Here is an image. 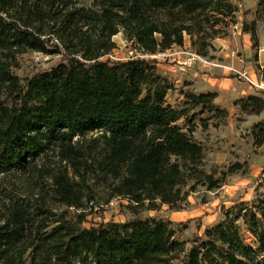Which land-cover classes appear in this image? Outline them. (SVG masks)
Returning <instances> with one entry per match:
<instances>
[{
    "label": "trees",
    "instance_id": "obj_1",
    "mask_svg": "<svg viewBox=\"0 0 264 264\" xmlns=\"http://www.w3.org/2000/svg\"><path fill=\"white\" fill-rule=\"evenodd\" d=\"M81 1L0 0V264H264V171L252 201L234 200L193 238H179L187 223L164 216L83 226L99 198L125 199L135 214L182 210L199 187L219 190L247 162L220 175L205 166L196 110L227 116L218 91L188 88L173 105L175 86L155 58L105 59L121 32L144 54L189 36L208 56L235 18L231 0ZM29 51L62 58L21 77L17 60ZM258 91L235 104L260 113ZM252 134L263 146L264 121Z\"/></svg>",
    "mask_w": 264,
    "mask_h": 264
},
{
    "label": "rangeland",
    "instance_id": "obj_2",
    "mask_svg": "<svg viewBox=\"0 0 264 264\" xmlns=\"http://www.w3.org/2000/svg\"><path fill=\"white\" fill-rule=\"evenodd\" d=\"M231 1L237 8L235 18L227 19L228 24L224 26L222 34L212 40V47L208 49L207 55L212 58L223 59V53L219 52L218 47L222 46L220 42H223L227 46L228 54H230L227 60H232L235 56L236 60L241 61V65L252 64L256 70L257 78L261 79L264 71L260 63L255 62L257 60L260 62L261 59L264 62V14L260 12L259 0ZM81 3L88 4L89 1L83 0ZM236 23L240 24L239 29L234 27ZM244 26H247L249 31L255 29L257 41L251 32L243 30ZM113 40L116 47L105 59L155 58L159 72H164L168 65L176 64L173 58L163 56L162 52L144 54L141 50L136 49L131 42L127 41L122 32L114 36ZM186 43L187 45L183 46H186L187 49L197 50L192 45L189 36H186ZM177 48L178 46L175 47V49ZM61 58V55H47L29 51L19 55L18 66L14 71L21 77H27L39 70L49 69L58 63ZM187 73L189 71L181 73L176 68L166 71L165 74L161 73L175 86V90L168 92V100L173 105L183 100L184 94L182 91L188 88L192 89V87H183L182 82H184V79L182 80V78ZM175 77L181 78L182 82L175 80ZM226 87L228 85L221 86V88ZM256 91L263 93L258 89ZM222 95L219 98L220 93L218 94L216 102L228 110V115L215 117L213 113L206 112L203 114L200 113V109H197L195 122L199 126L195 130V136L202 140L206 146L205 166L207 170H216L220 175L222 170L228 169L235 162H247L241 171L231 174L228 183L219 190L206 191L204 187H199L196 192L189 196L185 208L178 211L163 205L158 210H142L135 214L126 208L128 201L125 199L115 198L109 203H104L103 199L99 198L98 202H90L87 205L86 212L88 215L83 226L91 227L108 221L124 222L135 216H164L175 222L187 223V227H181L178 236L181 239H189L202 235L208 226L222 220L224 218V208L231 207L235 202L234 200L252 201L257 194L256 187L264 171V145L261 147L255 146L252 130L256 122L264 121V109L260 113L254 114L235 104V101L241 96L232 97L230 93H222ZM218 99H222L221 103L218 102ZM205 117L208 118L207 128L200 125L201 118ZM179 125L186 128L188 120H180ZM247 241L251 242L252 239Z\"/></svg>",
    "mask_w": 264,
    "mask_h": 264
},
{
    "label": "crops",
    "instance_id": "obj_3",
    "mask_svg": "<svg viewBox=\"0 0 264 264\" xmlns=\"http://www.w3.org/2000/svg\"><path fill=\"white\" fill-rule=\"evenodd\" d=\"M220 43L222 46H218V47L220 49L219 52L223 53L222 56L223 59L221 58L219 59L223 60L226 63L233 64L238 68H246L252 77L258 79L256 70L252 64L241 65V61L236 60L235 56H233L232 60H227V57L230 56V54H228L227 46H225L223 42ZM184 45H187V43L185 42ZM176 46L178 45L173 46L172 49H175ZM262 55L263 53L261 51V56ZM255 62L260 63L261 67H264V62L262 61V59L260 62L259 60ZM175 68H176L175 64H171L168 65V68L164 72H160V73L165 74L166 71ZM212 70H214L215 72H213ZM212 70L198 63L195 67L191 68L189 70V73L185 74V76L182 78V80L184 79V82L181 81V78L179 79L177 77H175V80L177 79L180 82H182L184 88L192 87V89L197 92L208 91V90L218 91V93H220L219 98L223 96L222 93L224 94L230 93L232 97L245 96L246 94L253 92L258 93L256 91L257 89L253 88L246 81H243V79L238 78L234 74H230L229 72L222 69H212ZM222 85H228V87L221 88ZM221 101L222 99H218L219 103H221Z\"/></svg>",
    "mask_w": 264,
    "mask_h": 264
},
{
    "label": "built area",
    "instance_id": "obj_4",
    "mask_svg": "<svg viewBox=\"0 0 264 264\" xmlns=\"http://www.w3.org/2000/svg\"><path fill=\"white\" fill-rule=\"evenodd\" d=\"M234 27L236 29H239L240 24L236 23ZM162 55L165 57L173 58L176 61V69L181 73L189 71L199 63L210 70H225L230 74H234L238 78L245 80L253 88L264 90V73L261 79H255L251 76L246 68H238L235 65L226 63L219 58L204 56L195 50L187 49L186 46L180 45L177 49L170 48L162 52ZM263 68L264 67H262V69Z\"/></svg>",
    "mask_w": 264,
    "mask_h": 264
},
{
    "label": "bare ground",
    "instance_id": "obj_5",
    "mask_svg": "<svg viewBox=\"0 0 264 264\" xmlns=\"http://www.w3.org/2000/svg\"><path fill=\"white\" fill-rule=\"evenodd\" d=\"M264 51V50H263Z\"/></svg>",
    "mask_w": 264,
    "mask_h": 264
}]
</instances>
